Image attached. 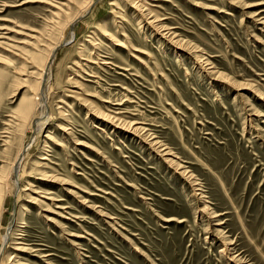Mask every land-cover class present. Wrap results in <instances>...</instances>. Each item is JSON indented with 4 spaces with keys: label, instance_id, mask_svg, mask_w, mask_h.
I'll return each mask as SVG.
<instances>
[{
    "label": "rangeland",
    "instance_id": "obj_1",
    "mask_svg": "<svg viewBox=\"0 0 264 264\" xmlns=\"http://www.w3.org/2000/svg\"><path fill=\"white\" fill-rule=\"evenodd\" d=\"M0 185V264H264V0H0Z\"/></svg>",
    "mask_w": 264,
    "mask_h": 264
},
{
    "label": "bare ground",
    "instance_id": "obj_2",
    "mask_svg": "<svg viewBox=\"0 0 264 264\" xmlns=\"http://www.w3.org/2000/svg\"><path fill=\"white\" fill-rule=\"evenodd\" d=\"M55 48H56V47H55ZM57 48H58V47H57ZM53 51H54V49H53ZM53 51H52L51 54H50V59H51V56H52V57H55V56L52 55L53 53H54V55H55V51H54V52H53ZM56 52H57V51H56ZM56 55H58V54H56ZM48 58H49V57H48ZM50 59H49V61H50ZM47 63L51 65V63H49V62H47ZM52 64H53V63H52ZM48 67H49V66H48ZM45 68H47V67H45ZM44 72H45V71H44ZM30 112H31V108H28L27 111H26V113L30 115V114H31ZM32 112H33V111H32ZM29 115H28V116H29ZM31 115H32V114H31ZM35 125H36V128L39 127V124H38V123H35ZM40 126H41V124H40ZM39 128H40V127H39ZM23 150H24V149H23ZM23 150H22V151H23ZM20 152H21V151H20ZM25 154H26V153H25ZM166 155H168V154L166 153ZM166 155H165V156H166ZM25 156H26V155H25ZM163 156H164V155H163ZM17 158H18V159H17L16 163L14 164V169H16V170H20V169H21V164H22V161H23L22 159L24 158V152H22V153L20 154L19 157L17 156ZM178 170H179V169H178ZM186 176H187V175H186ZM23 177H24V176H23ZM11 178H12V177H11ZM18 179H19V178H18ZM0 186H1V185H0ZM0 197H1V196H0ZM0 204H1V203H0ZM4 244H5V243H4ZM4 244H2V245H4ZM2 247H3V246H2ZM223 252H225V250H224ZM225 253H226V252H225ZM227 253H228V251H227ZM0 255H1V254H0ZM228 255H229V254H228Z\"/></svg>",
    "mask_w": 264,
    "mask_h": 264
}]
</instances>
